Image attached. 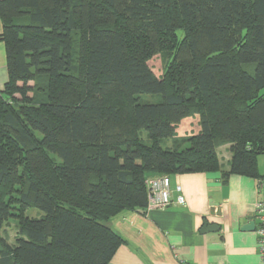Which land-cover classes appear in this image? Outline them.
<instances>
[{
  "label": "trees",
  "instance_id": "obj_1",
  "mask_svg": "<svg viewBox=\"0 0 264 264\" xmlns=\"http://www.w3.org/2000/svg\"><path fill=\"white\" fill-rule=\"evenodd\" d=\"M0 24V227L18 212L0 264H109L126 243L110 220L144 211L156 175L264 178V0H0Z\"/></svg>",
  "mask_w": 264,
  "mask_h": 264
},
{
  "label": "crops",
  "instance_id": "obj_2",
  "mask_svg": "<svg viewBox=\"0 0 264 264\" xmlns=\"http://www.w3.org/2000/svg\"><path fill=\"white\" fill-rule=\"evenodd\" d=\"M3 56L0 42L1 66ZM225 148L220 154L223 168L230 159ZM261 155L257 157L258 176H264ZM259 178L233 173L224 178L221 171L172 175V183L181 185L184 204L125 211L112 218L109 225L126 243L118 247L109 264H261L254 206L260 197ZM250 221L254 228H244ZM204 222L218 229L200 232Z\"/></svg>",
  "mask_w": 264,
  "mask_h": 264
},
{
  "label": "rangeland",
  "instance_id": "obj_3",
  "mask_svg": "<svg viewBox=\"0 0 264 264\" xmlns=\"http://www.w3.org/2000/svg\"><path fill=\"white\" fill-rule=\"evenodd\" d=\"M179 35L181 32H178ZM74 45H73V57H75V54L77 53L79 47H78V35L75 33L73 36ZM168 60V55L164 53H157L154 54L150 59L148 60L147 64L153 71V73L156 76H161L165 65ZM2 65V59L0 60V76H2V80L0 82V89L5 85L8 75H7V69L5 64V56H3V66ZM1 78V77H0ZM45 81L42 80H34L30 81L29 84L33 86L34 89L41 88L44 85ZM41 89L37 90L38 95H40ZM32 94V93H31ZM140 98L142 101H150L154 102L158 100V95H151V94H140ZM200 130V121L199 117L197 115L194 116H188L180 119V121L177 123L176 128V134L173 138H164L161 140L160 145L164 148H172L174 147V138H181L185 137L190 134L197 133ZM141 137L143 140L147 143H149V139L147 138L146 132L142 130ZM186 144L181 143L179 147H185ZM225 146H220L218 148L219 157L220 154H224ZM264 156V155H261ZM18 212H14L11 216H9L7 219H5L0 227V249H7L8 251H12L16 246V239L18 237V219H17ZM25 214L30 217H39L42 213L40 210H37L36 208H28L25 210Z\"/></svg>",
  "mask_w": 264,
  "mask_h": 264
},
{
  "label": "built area",
  "instance_id": "obj_4",
  "mask_svg": "<svg viewBox=\"0 0 264 264\" xmlns=\"http://www.w3.org/2000/svg\"><path fill=\"white\" fill-rule=\"evenodd\" d=\"M257 191L260 194V197L254 204L258 219L256 227L258 238L257 252L261 264H264V178L257 180ZM184 202L185 197L182 193L181 185L172 183V175L163 174L148 178L146 209H159L171 203L184 204Z\"/></svg>",
  "mask_w": 264,
  "mask_h": 264
},
{
  "label": "water",
  "instance_id": "obj_5",
  "mask_svg": "<svg viewBox=\"0 0 264 264\" xmlns=\"http://www.w3.org/2000/svg\"><path fill=\"white\" fill-rule=\"evenodd\" d=\"M254 225H255L254 222L250 221L249 223L243 225V227L247 229H252L254 228ZM216 229H218V225L214 223L208 224L207 222H204L200 229V232L214 231Z\"/></svg>",
  "mask_w": 264,
  "mask_h": 264
}]
</instances>
